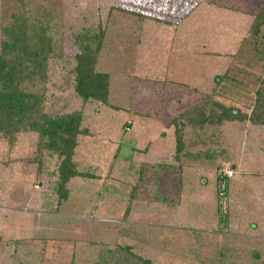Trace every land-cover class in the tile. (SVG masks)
Instances as JSON below:
<instances>
[{
  "label": "rangeland",
  "instance_id": "obj_1",
  "mask_svg": "<svg viewBox=\"0 0 264 264\" xmlns=\"http://www.w3.org/2000/svg\"><path fill=\"white\" fill-rule=\"evenodd\" d=\"M9 1L0 0V8ZM61 1L64 57L49 63L45 107L83 111L89 134L78 138L74 162L90 177L70 180L61 202L57 156L44 152L39 169L32 161L37 135L20 134L12 148L0 140V264H136L126 246L152 264H264V126L223 128L221 147L210 149L224 148L222 167L233 176L223 171L220 182L213 169L218 161L206 149L185 148L192 158L175 157L169 126L213 90L225 103L247 109L252 79L243 78L240 61L229 75L239 81L225 80V88L214 82L231 64L223 50L235 46L244 17L215 11L204 48L201 30L190 34L184 19L190 0ZM130 12L171 24L146 23ZM217 18L234 25L221 27ZM103 25L107 40L97 71L109 74V106L78 98L71 73L74 36ZM206 50L218 54L206 60Z\"/></svg>",
  "mask_w": 264,
  "mask_h": 264
},
{
  "label": "trees",
  "instance_id": "obj_2",
  "mask_svg": "<svg viewBox=\"0 0 264 264\" xmlns=\"http://www.w3.org/2000/svg\"><path fill=\"white\" fill-rule=\"evenodd\" d=\"M8 3L0 8V140H6L9 148H12L20 134H36L37 155L32 161L39 163V169L44 152L57 156L60 161L57 194L62 202L68 198L67 184L70 180L90 177L79 172L74 162L78 138L89 134L87 129L82 128L83 111L50 113L45 107L49 63L64 57L63 3L61 0H11ZM117 9L125 11L122 6ZM130 14L137 15V19L142 21L150 19L142 12ZM106 27L103 25L94 32L91 28L83 29L74 36L73 45L77 47V52L73 55L75 66L71 73L78 98L83 102L93 100L109 106V74L97 71L106 46ZM123 46L114 45L115 50L120 51L125 50L126 46ZM239 55L237 57L242 56L248 64L261 66L264 73V4L249 29V36L241 45ZM229 75L217 76V86L221 87L223 80L234 77ZM233 81L239 79L234 77ZM247 89L250 102L245 111L239 106L225 103L226 99L217 98V92L213 90L177 115L171 125L167 124L173 126L175 157L182 155V159L192 158L191 151L182 153L185 148L192 151L198 148L199 152L206 149L209 159L218 161L213 169L216 181L220 182L222 164L226 161L225 151L220 148L219 152L214 153L210 146L221 147L223 128L232 123L264 126V74L255 87ZM129 124H125V127ZM231 167L233 169L235 166ZM182 168L178 167L179 171ZM126 250L136 264H152L150 259L142 260L139 255H131L130 247L126 246Z\"/></svg>",
  "mask_w": 264,
  "mask_h": 264
},
{
  "label": "crops",
  "instance_id": "obj_3",
  "mask_svg": "<svg viewBox=\"0 0 264 264\" xmlns=\"http://www.w3.org/2000/svg\"><path fill=\"white\" fill-rule=\"evenodd\" d=\"M190 1H191L190 9L187 11V13L184 14L185 16L184 15L183 16H184V19H186L187 21L190 20V23L188 24V26L190 27L188 29L190 34H194L195 30H199V29L201 30L202 35H201L200 41H202V43H204V48H205V41L207 40V42H208L210 40L211 27H210L209 19L213 18L212 15H215V11H218V14L221 15L222 10L219 11L220 9H229L231 14H236V15H240L241 17H244V19H242L239 23V25L242 28L241 33L239 34L238 31L236 32L237 34H239V36L237 38V42L235 43V46L228 48L227 50H223V52H225L223 57H225L227 59V61L231 60V64H229V66L223 72H221V74H223V75L225 73L231 74L234 71V70H232L233 69V66H232L233 63L236 61H240L239 66L242 69H244L242 71L247 72V74H244L243 78L249 79V80L252 79L251 80L252 82H249L247 84V86L249 85V87H251V86L255 87L258 84V81L261 79V77H263V74H264L261 66L255 67L252 64H248V61L245 58H243L242 56L239 57V59L237 58V56L240 54L241 45L244 43L246 38L249 36V29L252 26L256 15L260 12V10L264 4V0H252V1L249 0L250 4L246 3L247 0H243V1L237 0V2H239V3L242 2L241 9H238V7L236 8V7H230L229 6L233 0H197L196 3H195V0H190ZM255 8H257V9H255ZM172 9L175 10V7L173 5H172ZM194 9L203 10L202 14H199ZM231 14H230V16H231ZM199 17H200V20L197 19ZM159 18H157L155 15L150 16V19H153L154 21H158L160 23H164V24H168V25L171 24L169 21H167V19L166 20H159ZM217 19L220 21V23H218V25H220V26L221 25L223 26L225 24L226 25H228V24L234 25V24H232V22L226 21L225 18H222V20L219 18H217ZM144 21H146V23H148L147 21H149V20H144ZM175 29L176 28H174V30ZM213 32H214V30H213ZM205 52H206V55L204 57L206 60H209L210 56H214V55L218 54L217 52L208 51V50H206ZM196 54H193V53L191 54V52H190L191 56H196ZM258 63H260V62H258ZM210 65L211 64H209V66ZM235 72L236 71H234V73ZM219 75H220V73L217 75H214V77H215L214 82H215L216 77ZM225 80L222 81V84H221L222 88H225V87H223L225 84L224 83ZM242 80L243 79L241 78L240 83L242 82ZM206 84L207 83H203L202 86L206 85ZM207 93H209V92H207ZM196 96L199 97L198 95H196Z\"/></svg>",
  "mask_w": 264,
  "mask_h": 264
},
{
  "label": "built area",
  "instance_id": "obj_4",
  "mask_svg": "<svg viewBox=\"0 0 264 264\" xmlns=\"http://www.w3.org/2000/svg\"><path fill=\"white\" fill-rule=\"evenodd\" d=\"M223 171L226 172V175H227L228 177H231V176L233 175V171L230 170V169H226V170H223Z\"/></svg>",
  "mask_w": 264,
  "mask_h": 264
}]
</instances>
